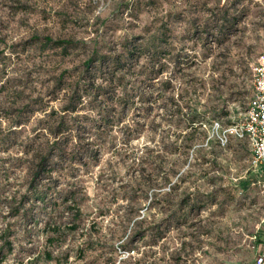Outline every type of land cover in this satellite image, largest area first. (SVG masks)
Masks as SVG:
<instances>
[{"label":"rangeland","instance_id":"1","mask_svg":"<svg viewBox=\"0 0 264 264\" xmlns=\"http://www.w3.org/2000/svg\"><path fill=\"white\" fill-rule=\"evenodd\" d=\"M161 31L180 57L146 80ZM46 37L78 45L52 50ZM94 51L124 67L125 102L89 92L66 114L64 80ZM263 53L264 0H0V264L264 260V170L246 141L218 139L245 118ZM196 108L210 116L191 141ZM62 116L66 153L32 184Z\"/></svg>","mask_w":264,"mask_h":264},{"label":"trees","instance_id":"2","mask_svg":"<svg viewBox=\"0 0 264 264\" xmlns=\"http://www.w3.org/2000/svg\"><path fill=\"white\" fill-rule=\"evenodd\" d=\"M220 22L223 23V20H220ZM221 23V24H222ZM222 27V25L220 26ZM44 44L48 47H50L52 50H62L63 52H68L70 50L76 49L77 45L75 42L71 40H54L50 37H46L44 39ZM169 45L168 40H166V34L164 32L158 33V46H156V49L154 50L152 56L148 58V61L152 62V64H155V59L153 58V55L158 56V72L153 73L150 71L148 72L147 76L149 78H146V80H158L160 81L161 77H163L165 71L167 70V67L173 63V60L179 59V55L174 54H167L165 53L166 47ZM126 55V54H124ZM124 55L120 57L119 60H116L118 63H121V60L124 59ZM176 63V61H175ZM179 64V62L177 63ZM176 64V65H177ZM124 67L116 68V62L114 61V58L107 54H101L98 51H94L92 56L88 58L84 62V69L82 71V76L80 77H74L70 75L66 80H64L63 84V91L65 93V98L67 102V106L62 110L64 113H71L75 114L78 112L83 111L84 109V100L87 98L92 97L90 93H95V98L98 99L103 97L114 96V100L120 104L125 102V96H126V86L123 84V81L125 79L124 74L117 76V73H123ZM69 70H66V73H68ZM65 73V72H64ZM92 73H95L96 77L93 75V78L95 77L96 80L93 78L90 79L92 81H88L87 75H92ZM100 73L99 78L97 74ZM86 76V77H85ZM61 79H65V76H62ZM167 81L164 82L165 90L164 93H167L169 95L171 93V83L168 78H166ZM145 80H143L144 82ZM109 87V88H107ZM109 90V91H107ZM112 90V92L110 91ZM90 92V93H89ZM91 100V98H90ZM102 103V102H101ZM98 114V121L102 122V120L107 117L106 112L98 111L96 112ZM48 118H51V114H47ZM170 117H173V114L169 115ZM210 116L209 113L206 112H199L196 108L193 112H191V115L188 116L184 120V129L189 130V134H186L185 136L191 137V141L200 140L201 136L205 135V132L201 130V127L204 125V122L206 119ZM70 126H72L71 120H66L65 116H62L59 118L57 122H50V125L46 128L48 130V134L51 138H53V142L49 147L50 154L45 157L44 159H40L36 165H34L33 169V178H32V184L37 182V178L41 175L42 168L46 165L51 164V160L53 159V155L57 152L61 151L62 153H66V150L59 149L57 146L60 144V138L64 137L69 130L71 129ZM246 141V140H244ZM247 142V141H246ZM248 143V142H247ZM160 150V149H159ZM158 150V153H159ZM170 151V150H169ZM161 152V151H160ZM175 152H169V154H173ZM148 156V154H147ZM158 154V159H159ZM134 162L137 161V158H133Z\"/></svg>","mask_w":264,"mask_h":264},{"label":"built area","instance_id":"3","mask_svg":"<svg viewBox=\"0 0 264 264\" xmlns=\"http://www.w3.org/2000/svg\"><path fill=\"white\" fill-rule=\"evenodd\" d=\"M253 88L254 96L243 121L229 127L223 134L218 135V139L222 146L228 143L231 136L246 140L255 163L264 170V53L253 68ZM263 262V258L258 260V264Z\"/></svg>","mask_w":264,"mask_h":264}]
</instances>
